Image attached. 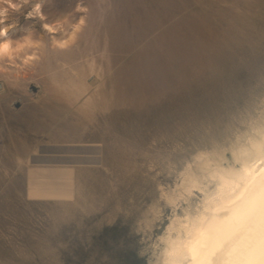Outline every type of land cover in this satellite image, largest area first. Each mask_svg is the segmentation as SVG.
<instances>
[{"label":"rangeland","instance_id":"374dc122","mask_svg":"<svg viewBox=\"0 0 264 264\" xmlns=\"http://www.w3.org/2000/svg\"><path fill=\"white\" fill-rule=\"evenodd\" d=\"M32 1L0 23V264H148L195 157L264 120V0H42L53 34Z\"/></svg>","mask_w":264,"mask_h":264},{"label":"bare ground","instance_id":"6f19581e","mask_svg":"<svg viewBox=\"0 0 264 264\" xmlns=\"http://www.w3.org/2000/svg\"><path fill=\"white\" fill-rule=\"evenodd\" d=\"M41 1L33 0L22 6L20 13L38 6L35 12L43 19L39 21L43 31L53 34L55 27L40 10ZM2 29L7 31L0 32V58L22 48L21 43L10 44L9 27ZM72 38L70 35L63 45ZM3 92L1 84L0 95ZM251 132L252 136L244 144L231 148L236 166L223 167L220 159L212 162L201 154L195 157V163L203 164L201 174H191V167L184 173L182 190L177 195L188 197L191 190L202 197L193 212L185 209L182 216L174 214L161 236L170 237L171 255L178 264H264V120L254 125ZM205 182L213 184L212 191ZM173 200V196H165L166 203L171 204Z\"/></svg>","mask_w":264,"mask_h":264},{"label":"clouds","instance_id":"9594fccd","mask_svg":"<svg viewBox=\"0 0 264 264\" xmlns=\"http://www.w3.org/2000/svg\"><path fill=\"white\" fill-rule=\"evenodd\" d=\"M10 10H16V6L12 5L10 0H0V23L7 19ZM4 31L6 32L7 29H4ZM30 59L35 61L36 57H31ZM191 194V190H188V195L190 196ZM171 245L170 237H161L160 244L156 246L157 250L148 257V264H178L175 257L171 255ZM143 257L144 253L141 252V258Z\"/></svg>","mask_w":264,"mask_h":264}]
</instances>
